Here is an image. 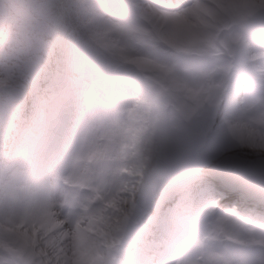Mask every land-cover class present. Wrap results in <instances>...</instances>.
<instances>
[{
  "label": "clouds",
  "instance_id": "9594fccd",
  "mask_svg": "<svg viewBox=\"0 0 264 264\" xmlns=\"http://www.w3.org/2000/svg\"><path fill=\"white\" fill-rule=\"evenodd\" d=\"M0 264H264V0H0Z\"/></svg>",
  "mask_w": 264,
  "mask_h": 264
}]
</instances>
